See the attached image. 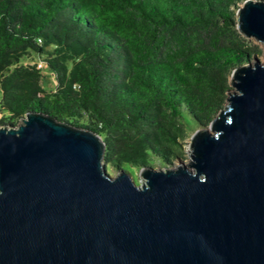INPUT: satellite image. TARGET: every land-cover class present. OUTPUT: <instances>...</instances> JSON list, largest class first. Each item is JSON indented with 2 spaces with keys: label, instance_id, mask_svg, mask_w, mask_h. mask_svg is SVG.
<instances>
[{
  "label": "water",
  "instance_id": "95a60500",
  "mask_svg": "<svg viewBox=\"0 0 264 264\" xmlns=\"http://www.w3.org/2000/svg\"><path fill=\"white\" fill-rule=\"evenodd\" d=\"M235 27L264 44V0ZM188 160L104 168L90 128L28 110L0 124V264H264V61L234 66Z\"/></svg>",
  "mask_w": 264,
  "mask_h": 264
},
{
  "label": "trees",
  "instance_id": "16d2710c",
  "mask_svg": "<svg viewBox=\"0 0 264 264\" xmlns=\"http://www.w3.org/2000/svg\"><path fill=\"white\" fill-rule=\"evenodd\" d=\"M240 1L0 0V124L39 110L96 131L113 168L171 163L255 51L235 27Z\"/></svg>",
  "mask_w": 264,
  "mask_h": 264
},
{
  "label": "rangeland",
  "instance_id": "374dc122",
  "mask_svg": "<svg viewBox=\"0 0 264 264\" xmlns=\"http://www.w3.org/2000/svg\"><path fill=\"white\" fill-rule=\"evenodd\" d=\"M240 4H241V1L237 5H240ZM247 40H249L250 45H253L255 47V51L253 52V54L257 58H259L261 61H264V44L261 43L260 41L255 40L254 38H247ZM20 61L21 62L39 61V56L36 53L31 52V55L27 54V55L21 57ZM40 70H41V78H40L41 86L47 91L53 90L55 87V79L51 73V70L45 64H43V66L40 68ZM6 121H9V119ZM195 128H196V126L194 127V129ZM194 129L189 130L188 134L185 135V137L181 140V154L178 156V158H181L185 162L188 160L187 152H188L189 136ZM172 162L176 163L177 161H176V159H174V160H172ZM152 166L158 167V166H163V165L153 164ZM104 168H105V171L111 176H114L117 172L116 168H113V167H111L105 163H104ZM123 169L126 170L132 176V178L134 179V181L136 183L140 182L141 178L138 175V168L137 167L131 166L128 164H123Z\"/></svg>",
  "mask_w": 264,
  "mask_h": 264
},
{
  "label": "built area",
  "instance_id": "2783aa9c",
  "mask_svg": "<svg viewBox=\"0 0 264 264\" xmlns=\"http://www.w3.org/2000/svg\"><path fill=\"white\" fill-rule=\"evenodd\" d=\"M37 65L40 66V63H38Z\"/></svg>",
  "mask_w": 264,
  "mask_h": 264
}]
</instances>
